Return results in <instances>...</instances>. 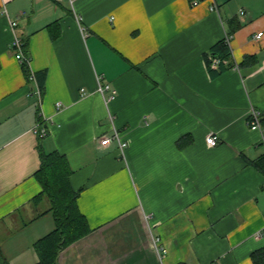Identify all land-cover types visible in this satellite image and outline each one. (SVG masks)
<instances>
[{"label": "crops", "instance_id": "0c3cea01", "mask_svg": "<svg viewBox=\"0 0 264 264\" xmlns=\"http://www.w3.org/2000/svg\"><path fill=\"white\" fill-rule=\"evenodd\" d=\"M2 9L0 264H36L35 242L55 229L49 201H33L41 150L67 156L93 229L59 264H254L264 147L247 122L252 109L264 115V0H0ZM16 36L31 70L47 71L41 101ZM229 36L232 68L211 75L205 56ZM100 77L115 100L98 92ZM39 122L45 138L32 131ZM115 131L124 153L115 140L101 145Z\"/></svg>", "mask_w": 264, "mask_h": 264}, {"label": "trees", "instance_id": "16d2710c", "mask_svg": "<svg viewBox=\"0 0 264 264\" xmlns=\"http://www.w3.org/2000/svg\"><path fill=\"white\" fill-rule=\"evenodd\" d=\"M51 31L55 38L58 37V32H54L53 29ZM23 52L25 56H29L26 42ZM231 57V48L226 39L216 43L205 56V62L211 75L232 68L231 63L227 62L230 61ZM215 60H219L218 65H214ZM22 66L27 75L28 83L32 82L30 80V64L24 63ZM34 77L33 84L37 85L43 94L47 71L36 72ZM261 123L264 125V115H262ZM40 157L41 165L35 173V178L41 185L42 191L33 201L39 202L44 198L49 201L50 209L47 212L53 213L55 229L35 242L34 249L38 255L36 264H59L61 253L88 236L93 229L78 205V199L83 189L74 190L71 187L70 178L73 170L67 156L61 155L57 151L47 153L41 150ZM256 166L264 171V156L259 159ZM251 258L254 264H264V248L253 252Z\"/></svg>", "mask_w": 264, "mask_h": 264}, {"label": "built area", "instance_id": "2783aa9c", "mask_svg": "<svg viewBox=\"0 0 264 264\" xmlns=\"http://www.w3.org/2000/svg\"><path fill=\"white\" fill-rule=\"evenodd\" d=\"M202 2V0H190V4L192 6H197ZM213 10H217V7L215 5H213ZM242 14H244V11H241ZM7 10L6 9H2L0 11V15H7ZM11 27L13 29H16L18 26V23L16 20H11L10 21ZM263 33H258L256 35V39H260L262 37ZM227 43L230 46V42H231V38L230 36L226 38ZM24 39L22 37L16 36L14 41H13V49L16 51V58L19 60V62L23 65L24 63H28L30 64V57L29 56H25L24 52H23V47H24ZM219 60H215L214 61V65H218ZM236 69H239L238 66H236ZM30 80L32 82H29L30 85L33 84L35 77H34V72L31 70V76H30ZM32 87H34L32 85ZM98 92L101 95H107V101L111 102L113 100L116 99L117 97V90L110 84V83H102V78H99V85H98ZM33 94L36 96V98L41 101L42 99V91L41 89L36 85L33 88ZM57 107L58 109L62 108V104L61 103H57ZM261 118H262V113L259 110L256 109H252L249 113V117H248V126L251 130L253 131H258L261 133V141H260V145L264 147V125H262L261 123ZM33 133L37 136H39L40 138H45L49 135V128L47 126H44L41 122L37 123L34 128H33ZM112 140L117 141L118 145H119V149L121 150L122 153L125 152V150L128 148V142L127 141H122L120 134L118 131H115L112 137H105L104 139H102L101 141V145L106 146L108 145ZM219 137L215 134H210L208 135V137L206 138V143L209 147H215L218 144ZM256 238H261L264 237V229L263 231H259L258 233L255 234Z\"/></svg>", "mask_w": 264, "mask_h": 264}]
</instances>
